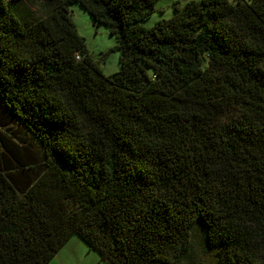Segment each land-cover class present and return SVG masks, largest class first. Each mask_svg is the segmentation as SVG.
<instances>
[{
	"label": "trees",
	"instance_id": "trees-1",
	"mask_svg": "<svg viewBox=\"0 0 264 264\" xmlns=\"http://www.w3.org/2000/svg\"><path fill=\"white\" fill-rule=\"evenodd\" d=\"M158 1L0 0V264H264V0Z\"/></svg>",
	"mask_w": 264,
	"mask_h": 264
},
{
	"label": "rangeland",
	"instance_id": "rangeland-1",
	"mask_svg": "<svg viewBox=\"0 0 264 264\" xmlns=\"http://www.w3.org/2000/svg\"><path fill=\"white\" fill-rule=\"evenodd\" d=\"M177 1L184 4L188 0H159L156 3V11L145 21V24L152 26L161 18L171 17L174 14V4ZM72 18L79 33L85 37L89 52L100 62L104 74L110 75L117 72L120 68V52L117 49L116 39L111 35L108 27L105 25L95 26L90 13L80 4L72 6ZM71 241L51 261L57 260L59 264H64V262L65 264H107L97 251L91 250L86 242L78 236H74ZM196 249L198 259L209 262L216 261L217 250L205 249L200 238H198Z\"/></svg>",
	"mask_w": 264,
	"mask_h": 264
},
{
	"label": "crops",
	"instance_id": "crops-1",
	"mask_svg": "<svg viewBox=\"0 0 264 264\" xmlns=\"http://www.w3.org/2000/svg\"><path fill=\"white\" fill-rule=\"evenodd\" d=\"M73 238H74V237H72V238L69 240V242H70L71 240H73ZM69 242H68V243H69ZM71 242H72V241H71ZM68 243H67V244H68ZM65 246H66V245H65ZM58 256H59V255H58ZM59 258H61V257H59ZM55 262H56V264H59L57 260H53V261H51L49 264H55ZM61 262H62V259H61ZM64 264H65V262H64Z\"/></svg>",
	"mask_w": 264,
	"mask_h": 264
}]
</instances>
